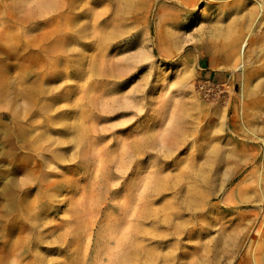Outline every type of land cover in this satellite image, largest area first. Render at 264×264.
<instances>
[{
  "label": "rangeland",
  "instance_id": "obj_1",
  "mask_svg": "<svg viewBox=\"0 0 264 264\" xmlns=\"http://www.w3.org/2000/svg\"><path fill=\"white\" fill-rule=\"evenodd\" d=\"M0 264H264V0H0Z\"/></svg>",
  "mask_w": 264,
  "mask_h": 264
}]
</instances>
